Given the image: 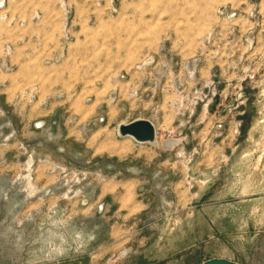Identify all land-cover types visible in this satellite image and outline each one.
Masks as SVG:
<instances>
[{
  "label": "rangeland",
  "instance_id": "rangeland-1",
  "mask_svg": "<svg viewBox=\"0 0 264 264\" xmlns=\"http://www.w3.org/2000/svg\"><path fill=\"white\" fill-rule=\"evenodd\" d=\"M4 1L0 264H264V0Z\"/></svg>",
  "mask_w": 264,
  "mask_h": 264
},
{
  "label": "water",
  "instance_id": "water-1",
  "mask_svg": "<svg viewBox=\"0 0 264 264\" xmlns=\"http://www.w3.org/2000/svg\"><path fill=\"white\" fill-rule=\"evenodd\" d=\"M103 122V121H102ZM44 122L34 124L35 130H41ZM117 134L120 138H131L138 145L159 146L155 126L148 120L138 119L130 123H123L118 126ZM201 264H237L224 258H213Z\"/></svg>",
  "mask_w": 264,
  "mask_h": 264
},
{
  "label": "crops",
  "instance_id": "crops-1",
  "mask_svg": "<svg viewBox=\"0 0 264 264\" xmlns=\"http://www.w3.org/2000/svg\"><path fill=\"white\" fill-rule=\"evenodd\" d=\"M138 119H145V120H148L150 121L154 126H155V129H156V135H157V138H158V130H157V126L155 125L154 122H152L151 120H149L147 117H139V118H134V119H131V120H125V121H120L117 125H116V133H117V129H118V126L123 124V123H130L132 121H135V120H138ZM124 139H128L129 141H132L133 143H135L131 138H124ZM137 144V143H135ZM138 145V144H137Z\"/></svg>",
  "mask_w": 264,
  "mask_h": 264
},
{
  "label": "built area",
  "instance_id": "built-area-1",
  "mask_svg": "<svg viewBox=\"0 0 264 264\" xmlns=\"http://www.w3.org/2000/svg\"><path fill=\"white\" fill-rule=\"evenodd\" d=\"M4 7H5V1L0 0V10L4 9Z\"/></svg>",
  "mask_w": 264,
  "mask_h": 264
}]
</instances>
